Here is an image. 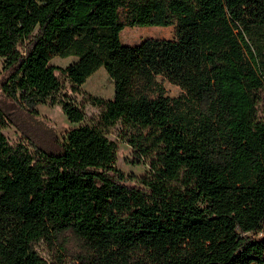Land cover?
<instances>
[{
	"label": "trees",
	"instance_id": "trees-1",
	"mask_svg": "<svg viewBox=\"0 0 264 264\" xmlns=\"http://www.w3.org/2000/svg\"><path fill=\"white\" fill-rule=\"evenodd\" d=\"M133 25L173 35L122 43ZM68 54L64 84L49 60ZM100 66L113 95L95 124L53 146L0 129V264H264V0H0L7 98L80 122L71 94ZM115 123L149 155L134 185Z\"/></svg>",
	"mask_w": 264,
	"mask_h": 264
},
{
	"label": "rangeland",
	"instance_id": "rangeland-1",
	"mask_svg": "<svg viewBox=\"0 0 264 264\" xmlns=\"http://www.w3.org/2000/svg\"><path fill=\"white\" fill-rule=\"evenodd\" d=\"M173 35L171 25H133L124 26L119 31V39L122 43L133 44L145 37L168 38ZM76 59L73 54L65 56L54 55L49 62L57 67L55 73L58 78L66 84L60 68ZM165 91L169 95H175L179 88L163 82ZM113 95V82L102 66L91 73L80 85L78 93L71 94L76 103L81 105L84 117L80 122L67 120L58 101L49 103L48 100L37 104L34 110H26L16 102L4 96L0 90V107L6 114L5 124L1 126V132L11 145L27 142L28 136L32 141L53 146L54 141L62 138L66 131L79 123L95 124L101 111V102L111 98ZM97 99V100H96ZM261 101H264V89L261 91ZM261 101H259L258 106ZM125 129L115 123L104 129L107 138L116 143V157L114 165L128 177L127 183L136 184L138 176L147 173L149 155L138 156V149L131 145ZM39 253L50 261V256L45 245L41 242L36 244ZM66 264H71L67 262Z\"/></svg>",
	"mask_w": 264,
	"mask_h": 264
}]
</instances>
